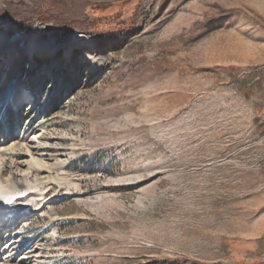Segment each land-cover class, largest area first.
Segmentation results:
<instances>
[{
    "label": "rangeland",
    "instance_id": "rangeland-1",
    "mask_svg": "<svg viewBox=\"0 0 264 264\" xmlns=\"http://www.w3.org/2000/svg\"><path fill=\"white\" fill-rule=\"evenodd\" d=\"M0 37V127L33 97L67 161L7 264H264V0H0Z\"/></svg>",
    "mask_w": 264,
    "mask_h": 264
},
{
    "label": "bare ground",
    "instance_id": "bare-ground-1",
    "mask_svg": "<svg viewBox=\"0 0 264 264\" xmlns=\"http://www.w3.org/2000/svg\"><path fill=\"white\" fill-rule=\"evenodd\" d=\"M72 40L76 47L93 45L86 35H75ZM0 48L13 51L16 47L14 42L0 41ZM22 49L28 52L31 58V54L33 56L45 48L34 42ZM49 49L53 50V46ZM87 55L91 61L96 63L107 58L103 57L102 60H99L93 55ZM21 99H24V96ZM33 102L34 98L32 97L29 106H20V109L15 113L7 114L5 126L1 125L2 127H0V264H7L9 254L21 243V240L16 236L17 230L12 229V226L26 222L32 215L40 211V205L36 204L35 198L38 195L43 196L45 192L39 194V186L55 181L57 170L60 167L64 168L67 163L65 159L60 160L61 158L58 159L54 154L46 153L43 147L38 144L37 139L40 134L38 136L35 123L43 118L45 109L38 105L34 107ZM11 104L8 109L11 108ZM1 116L2 114H0ZM23 148L27 149L26 158L23 160L26 162L25 167L19 159L17 160L13 156ZM5 150H10L13 155L4 156ZM44 199L45 197L41 199L42 203ZM3 233L4 235H1ZM29 250L28 246H24L22 255L17 259L19 261L28 259Z\"/></svg>",
    "mask_w": 264,
    "mask_h": 264
},
{
    "label": "snow or ice",
    "instance_id": "snow-or-ice-1",
    "mask_svg": "<svg viewBox=\"0 0 264 264\" xmlns=\"http://www.w3.org/2000/svg\"><path fill=\"white\" fill-rule=\"evenodd\" d=\"M93 55H95V54H93ZM85 59H88L89 62H92L91 59H90V57L87 54H85Z\"/></svg>",
    "mask_w": 264,
    "mask_h": 264
}]
</instances>
